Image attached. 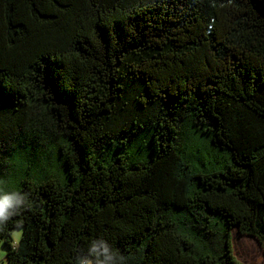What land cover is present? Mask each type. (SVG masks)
<instances>
[{
	"label": "trees",
	"instance_id": "1",
	"mask_svg": "<svg viewBox=\"0 0 264 264\" xmlns=\"http://www.w3.org/2000/svg\"><path fill=\"white\" fill-rule=\"evenodd\" d=\"M0 189L19 194L8 264H245L234 226L264 250V0H0Z\"/></svg>",
	"mask_w": 264,
	"mask_h": 264
},
{
	"label": "rangeland",
	"instance_id": "2",
	"mask_svg": "<svg viewBox=\"0 0 264 264\" xmlns=\"http://www.w3.org/2000/svg\"><path fill=\"white\" fill-rule=\"evenodd\" d=\"M150 150L151 146L148 139L144 132H140L132 138L128 146V150L126 151L129 155L128 161L132 162L137 157L148 159ZM23 231V227H17L13 230L15 242L20 241ZM233 233L234 251L238 259L245 264H264V250L260 241L254 236L242 234L238 226H234ZM7 251L8 247L2 241L0 243V264H8ZM92 264H94L93 261Z\"/></svg>",
	"mask_w": 264,
	"mask_h": 264
},
{
	"label": "clouds",
	"instance_id": "3",
	"mask_svg": "<svg viewBox=\"0 0 264 264\" xmlns=\"http://www.w3.org/2000/svg\"><path fill=\"white\" fill-rule=\"evenodd\" d=\"M18 193L0 189V222L6 220L8 217L9 209L18 201ZM108 249L105 248V252ZM80 264H92V261L88 258H83Z\"/></svg>",
	"mask_w": 264,
	"mask_h": 264
}]
</instances>
